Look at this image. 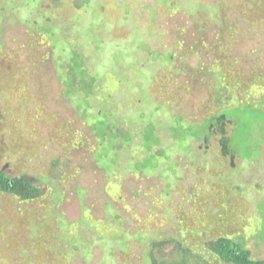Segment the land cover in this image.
<instances>
[{"label":"rangeland","instance_id":"374dc122","mask_svg":"<svg viewBox=\"0 0 264 264\" xmlns=\"http://www.w3.org/2000/svg\"><path fill=\"white\" fill-rule=\"evenodd\" d=\"M217 1L0 0V97L69 79L51 73L73 53L96 80L90 90L83 81L68 90V99L64 85L52 88L62 101L55 112L31 102L20 113L11 110L13 118L0 117V170L42 190L28 202L0 192V264H145L154 237L183 231L189 240L210 239L206 215L223 205L208 196L218 194L233 210L229 224L242 218L232 238L264 260V90L251 85H264L256 80L264 72V23H255L263 21L264 0H219L223 6L213 12ZM38 26L42 35L34 32ZM231 50L237 55L230 63L206 68ZM240 54L251 58L243 69ZM180 57L188 73L176 84L158 81ZM65 62L56 70L63 72ZM231 63L240 68L239 86L220 92L215 82H224ZM191 67L201 69L190 77ZM249 99L254 104L243 102ZM220 103L249 116L240 131L252 133L232 139L242 158L233 167L218 157V129L200 131ZM77 129L84 135H73ZM116 195L123 204L111 199Z\"/></svg>","mask_w":264,"mask_h":264},{"label":"trees","instance_id":"16d2710c","mask_svg":"<svg viewBox=\"0 0 264 264\" xmlns=\"http://www.w3.org/2000/svg\"><path fill=\"white\" fill-rule=\"evenodd\" d=\"M219 0L216 2L215 4V9H213V12L215 10H219V7L222 8L223 3H221V6H219ZM253 3V2H252ZM251 2L248 3V5H250ZM259 7V6H258ZM213 8V7H212ZM243 8H241L242 10ZM0 12H3L2 9H0ZM264 14V13H263ZM264 21V17H261V21ZM255 22L256 24H258V27H260L261 25H263L264 22ZM257 27V28H258ZM42 27L38 26V28H34V32L41 34L42 31ZM29 30L24 29V33H28ZM32 31V30H31ZM6 43H10L13 44V41L10 42H6ZM50 46V50L51 52H53V48L50 45V43H48ZM23 45V44H20ZM4 46V43H2L0 45V53L2 52V48ZM190 45L188 44L186 47H182V49L186 50L188 49ZM238 47H235V49ZM194 49L198 48L194 47ZM215 49V48H214ZM75 50V49H74ZM243 50L245 49H238V52L241 53ZM179 51V50H178ZM194 51V50H193ZM224 55L225 51L224 50H218L217 52ZM203 53L205 54V51H203ZM228 55L226 57H219L217 58L216 56H214V58H212V60H210L209 62H211L210 66H206V68L212 72L213 68H217L216 67V62L220 61V60H224L226 62H231L235 57H232L233 55H237L235 51L229 52L227 51ZM73 58L75 57V53H73ZM240 57H245L244 54H240L238 57L236 56L237 62L238 64L240 63L241 66L240 68L243 69V65L244 63H246V65H250L249 62L251 58H248V60H242ZM43 61L46 62L45 59V54L44 56H42ZM73 58H65L62 59L60 61L59 64L55 65V67H53V73H51L52 75H55V78H60V77H68L69 79L67 80H63L62 78V82H60L59 84L56 82V84L53 85H46V84H42V83H38L37 87L34 91L28 90L25 87L20 88L19 90H17L15 93L14 91L11 92V94L6 93V95H8L10 97V99L4 94V92H1L2 94H4L3 96L0 97V105L2 106L1 108H4L5 112L1 114L0 111V117H3L5 114H9L8 117L13 118L11 116V113L13 111L20 113V110H18V108L24 109V108H28V106L26 104H31V102H34L35 104L39 106H42L44 108H47L49 111H53L55 112L56 109L58 108L57 104L61 103V99H58L57 102L54 99V93L52 91V88H54L56 86L57 90L60 89L62 87V85H64L63 87V91L61 93V95L63 96V99H68L67 97L69 96V93H67L68 90H74L77 91L78 86L81 87L80 85H82V81L85 84L86 90L87 89H92L91 85L94 81L96 83L95 77L93 76V78L89 77L88 74L86 73V71L82 68V66L80 65V67H77V61L73 62ZM229 58H231V60H229ZM176 59L177 62L174 63L176 60H174V64L172 63L169 69V73L167 74L168 76L165 77V74L157 77V80H164L169 84H176L177 82H175V77L177 75H179L180 77L185 76L188 71L187 68L185 67V65L181 64L183 63V58H172L171 60ZM41 60V62H43ZM64 61H68L65 62L66 65L64 66V70L62 71H57L56 69L59 68V66L63 67V64H61ZM72 62V63H71ZM254 62V60L252 61ZM258 62H256L257 64ZM170 64V63H169ZM239 64V65H240ZM251 67V66H250ZM239 68V69H240ZM190 77L193 76V74L195 73L196 70L201 69V67H191L190 68ZM218 69V68H217ZM238 69V70H239ZM238 70H234L233 67V63L230 64L228 71H234L233 75H228V71L224 72V74H219L221 75L222 79L224 82H222V84L219 82H215V86H217V89L220 92H231L236 90L239 86V78H237V76L239 75ZM253 71V70H251ZM61 72V73H60ZM255 74H257V72L253 71ZM87 74V76H86ZM197 73L194 74V76ZM214 74V73H213ZM263 75L258 77V74L256 75L257 78L256 80L259 79V81H264V72L262 73ZM218 75L214 76L216 78H218ZM84 76V77H83ZM254 76V75H253ZM233 77V78H232ZM156 78V77H155ZM229 79H231V82H228ZM156 79L153 80V82ZM195 80V78H194ZM99 81V80H98ZM156 83V82H155ZM80 84V85H79ZM253 87H255V89L257 91H262L264 90V85H257L256 83L252 82L251 84ZM43 88V89H42ZM82 88V89H84ZM245 91V90H243ZM23 94V99L20 100L19 94ZM89 93V92H88ZM264 93V92H263ZM236 100H239L238 98H236ZM252 100H254L252 98ZM231 101L232 100H228ZM228 101H226L225 103H227ZM244 103H252L249 101H243ZM225 103H220V110L217 114H215L214 116H211L209 118H204L200 125L202 128L200 129V131H203L204 133L209 134V132L211 131H217L220 133V138L218 140H220L217 142L218 143V157H220L221 159H228L229 165H231L232 167L234 166V161H237L239 163H242V158L239 155V153L237 152L236 148L233 145L232 139L233 138H237V135L239 137V139H241L243 137V135L250 131V130H244L241 129V122L242 120L248 118V115H244V111L241 110L240 108L236 109L231 108L230 110L227 109L225 110V107H223L222 105ZM62 104V103H61ZM259 105V104H258ZM228 107V106H227ZM3 111V110H2ZM233 111V113H232ZM224 112V113H223ZM2 115V116H1ZM16 117V116H15ZM250 119V118H249ZM228 121H230V123H227ZM215 123L220 127V129L215 126ZM227 124H231V125H235V129L232 130H224V126H226ZM240 125V127H238V125ZM215 126V127H214ZM88 129L90 130V132H92L93 134L95 133L94 130H91L90 127L88 126ZM199 129V127H198ZM214 129V130H213ZM227 132V133H226ZM252 133V131L248 132V134ZM79 134V135H77ZM82 134L84 135V132L81 133L80 130H75L73 135L77 136V137H81ZM138 134V133H137ZM95 135V134H94ZM198 135V134H197ZM194 138H199L198 136H196L195 134L193 135ZM51 139V138H50ZM238 139V143L240 144V141ZM142 141V140H141ZM148 146V142L146 141L145 147ZM58 175L59 171H57ZM224 178V176L220 175L219 178ZM218 178V179H219ZM217 179V180H218ZM220 181V180H219ZM219 185L222 186L223 188V183L218 182ZM220 187V186H217ZM228 188V187H225ZM115 190V188L113 189ZM119 190V189H118ZM233 191H238V188L235 187L233 188ZM0 192L7 194V195H11L13 197L18 198L20 201L23 202H28V201H32L35 200L37 197H39L42 194V190L40 187L35 186L34 184H32V182L22 176L19 177H11L9 175L6 174V172L0 170ZM122 195H116L113 196L111 199L113 201H119V202H123L125 201V198H121ZM208 199H211L212 202H216L218 200L219 202V206H222V208H220L217 213L213 216H208L209 214L207 213L206 215V221L209 223V228L212 229V232H214L213 236L210 237V239L205 240L203 243L200 242V240H193V237L189 240L187 238V235L185 234L186 232L183 231H179V233H177L175 236L171 237V236H166L165 238H161L158 239L156 237H154V239L150 240L149 244H146V250L147 253H145L142 256V260L144 261V257H146V262L144 261L145 264H264V260L262 259H254L251 257L250 252L245 248V243L243 240H239L236 241V239H233L232 237H235L236 233L238 234V236L240 235L239 230H241L240 225H242V218H235L233 221L236 222L234 225L231 226L230 221H231V217L233 215V210L229 211L228 208L226 207V203L224 201L225 197L222 195H216V196H208ZM86 201V200H85ZM239 204L243 205L244 202H239ZM86 211L88 212V208ZM239 209V208H238ZM134 214H130V216L133 218H135L136 222H139L141 225L145 224L144 220H140L138 219ZM116 217V216H115ZM120 219V216H119ZM117 224V223H116ZM119 226H121L120 224H117ZM93 227V226H91ZM220 229V230H219ZM191 233V229L187 230V233ZM126 232V231H125ZM219 232V234H218ZM131 238H135V235L132 234ZM156 238V239H155ZM261 238V237H260ZM136 239V238H135ZM138 241H142L141 238L138 239ZM262 242L264 244V239H262ZM191 246L198 250V251H194L193 249H190ZM190 247V248H188Z\"/></svg>","mask_w":264,"mask_h":264}]
</instances>
